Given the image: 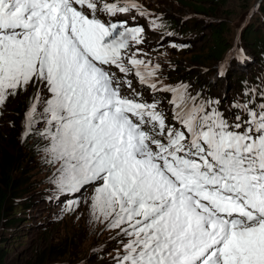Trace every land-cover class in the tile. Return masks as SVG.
<instances>
[{"label":"snow or ice","instance_id":"6c2138e0","mask_svg":"<svg viewBox=\"0 0 264 264\" xmlns=\"http://www.w3.org/2000/svg\"><path fill=\"white\" fill-rule=\"evenodd\" d=\"M133 11L149 15L136 0H0V106L29 85L49 93L37 89L25 135L44 122L61 193L95 185L91 215L117 230L115 264H264V102L228 117L187 85L159 86L144 27L115 19Z\"/></svg>","mask_w":264,"mask_h":264},{"label":"rangeland","instance_id":"374dc122","mask_svg":"<svg viewBox=\"0 0 264 264\" xmlns=\"http://www.w3.org/2000/svg\"><path fill=\"white\" fill-rule=\"evenodd\" d=\"M136 2L149 15L140 16L135 11L129 13L132 17L129 26L144 27V43L138 47L147 54L141 58L160 65L159 86L187 85L193 96L219 100V110L228 117L238 111L229 109V106L250 100L254 93H261L256 103L262 100L264 69L259 62L264 64L261 60H264V47L258 49V56L249 35L257 32L264 38V14L261 11L264 0H206L204 5L201 4L205 11L200 14L188 6L190 2L197 3L196 0ZM152 21L162 27L153 28ZM212 28H224L222 43L229 48L219 60H208ZM173 44L177 47H172ZM136 47L133 45V49ZM112 71L117 70L113 68ZM252 73L260 84L254 83ZM117 75L121 74L117 72ZM244 77L250 84L248 88L244 83L245 92L241 86ZM129 78L133 88L143 91L150 101L149 88L140 85L135 77ZM38 88L42 97L49 96L42 86L29 85L26 91L9 96L0 106V153L6 150L17 158L11 175L20 185L12 203L15 205L12 216L18 218V222L11 226L7 220L0 229L7 250L6 263L115 264L114 257L120 246L117 230L94 221L91 215L90 197L95 185H86L76 193H61L51 182L59 165L46 162L43 149L48 141L37 134L45 128L44 122L34 124L33 131L25 135L26 114ZM199 88L202 95L198 94ZM129 91L125 87L123 94ZM156 98L171 116L168 101L172 93L160 91ZM37 111H42V107ZM76 200L79 206L67 210L68 205Z\"/></svg>","mask_w":264,"mask_h":264},{"label":"trees","instance_id":"16d2710c","mask_svg":"<svg viewBox=\"0 0 264 264\" xmlns=\"http://www.w3.org/2000/svg\"><path fill=\"white\" fill-rule=\"evenodd\" d=\"M196 1L197 3H191V2L188 3V6L192 7L196 13L200 14L205 11V7L203 5L206 0H196ZM219 2H224V0H219ZM261 11L264 14V6L261 7ZM255 15H258V14L256 13ZM218 30L215 28H212L213 37L211 39L212 45L208 49V57H209L208 60H213V59L219 60L222 57H224V55L229 50V48L224 46L222 43L223 42L222 31L224 30V28L220 29L219 31ZM252 33L253 35H249V37H251L250 40L253 41L252 43L254 44V46H256L255 50L259 56L258 49H260V47L262 48L264 47V38L261 37L262 35H260V33H257V32L256 33L252 32ZM249 37H246L245 40H248ZM261 60L264 63V60L262 58ZM259 63L262 65L264 69V64H262L261 61ZM253 76L254 74L252 73L251 78H253ZM188 78H190V76H188ZM253 80H254V83L260 84L256 77H254ZM244 83H246V85L249 88L250 84L246 81V77L241 79V86L243 87V91L247 88V87H244ZM255 87H259V86L256 85ZM198 94L202 95L201 88L198 89ZM258 94H261V93L260 92L254 93L253 97L250 99H255L256 101L258 98L257 97ZM247 97L248 96L246 95L245 98ZM261 98H262V95H261ZM262 102H264V99H262L258 103H262ZM229 108H232L233 110L236 109L235 107H232V106H229ZM0 155H1V158H0V229H1L4 222H8L7 220H9L11 226H15L18 222L17 220L18 218H15L12 216L14 214V209H15V205L12 203L15 201L16 193L20 185H19V181H17L16 179H13L11 175V172L17 161V158H15L13 155H10L6 150L1 151ZM3 245H4V240L0 236V264H7L5 260L7 250L5 249Z\"/></svg>","mask_w":264,"mask_h":264},{"label":"bare ground","instance_id":"6f19581e","mask_svg":"<svg viewBox=\"0 0 264 264\" xmlns=\"http://www.w3.org/2000/svg\"><path fill=\"white\" fill-rule=\"evenodd\" d=\"M238 87V86H237Z\"/></svg>","mask_w":264,"mask_h":264}]
</instances>
